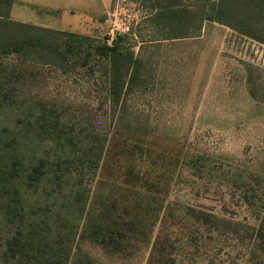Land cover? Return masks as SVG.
I'll return each instance as SVG.
<instances>
[{"label": "rangeland", "instance_id": "1", "mask_svg": "<svg viewBox=\"0 0 264 264\" xmlns=\"http://www.w3.org/2000/svg\"><path fill=\"white\" fill-rule=\"evenodd\" d=\"M145 13L112 0L107 24L80 32L110 42L133 28L149 41L134 48L147 81L120 108L109 107L96 68L64 71L0 53V144H12L23 173L40 158L47 170L32 186L23 177L0 181V264H16L3 252L18 229L24 238L55 219L73 230L79 211L65 204L77 195L94 217L111 205L121 221L129 220L123 210L155 221L150 243L131 233L124 251L68 243L81 264H264V42L210 20L189 37L158 41L141 23ZM141 125L150 130L128 129ZM11 155L0 150V161Z\"/></svg>", "mask_w": 264, "mask_h": 264}, {"label": "trees", "instance_id": "2", "mask_svg": "<svg viewBox=\"0 0 264 264\" xmlns=\"http://www.w3.org/2000/svg\"><path fill=\"white\" fill-rule=\"evenodd\" d=\"M132 1L141 5L146 12L141 23L152 28V32L157 34L158 41L189 37L190 34L200 29L204 21L210 20L264 42V0ZM11 4L12 0H0V53H12L19 62L51 65L64 71H72L74 68L93 72L96 68L95 71L101 75L105 86L109 107L113 109L124 105L128 94L146 83L147 63L139 56V51H135L134 48L138 41L141 43L140 46L147 45L149 41L143 40L140 33L134 31L133 28L128 33H118L108 42L88 34L53 30L14 21L9 15ZM136 36L139 40L135 38ZM133 38L136 40L129 42V39ZM128 129L141 130L142 133L150 130L142 125L140 127L128 126ZM9 146L12 147L9 141L0 144V150L12 152L8 162L0 161V181L2 183L23 177L26 185L32 186L42 180H47L44 158L30 164L29 170L23 173L21 171L22 158L14 153V149H8ZM63 163L66 170L71 162ZM78 164H82V160H79ZM56 165L60 174L54 175L50 181L56 186L52 188L58 191L63 174H61L59 163ZM143 196L146 199L153 198L152 195ZM68 201L65 206L76 205L81 218V222L74 225L73 230L63 229L66 225H61L60 220L36 222L28 229L24 238L20 235V229L17 230V233L7 241L3 257L6 260L15 261L16 264H81L80 252L71 253L67 249L68 243L73 242L74 244L75 240H87L100 245L102 249L117 247L118 250L124 251L128 249L129 238H133L129 234L133 233L137 236L138 243L145 245L150 243V232L155 221L153 224H148L140 221L141 217L135 220V214L130 217L131 214L127 210H123L126 211L123 218L129 220L121 221L122 217L115 216L117 212L114 213L111 205L105 210L102 209L98 217H94L90 209L88 211L85 209L84 198L77 195L75 198H69ZM62 206H64L63 203ZM48 207L49 205L45 210ZM135 207L141 209V214L144 215V206L135 203ZM160 208V206L151 208L150 212L155 215L156 220ZM109 209L111 213L108 212ZM148 225H151L149 231ZM261 230H264V215L260 223ZM63 240L67 242L64 248L57 247L56 244H63ZM26 245L31 246L34 253L28 251Z\"/></svg>", "mask_w": 264, "mask_h": 264}, {"label": "crops", "instance_id": "3", "mask_svg": "<svg viewBox=\"0 0 264 264\" xmlns=\"http://www.w3.org/2000/svg\"><path fill=\"white\" fill-rule=\"evenodd\" d=\"M112 0H12L10 18L53 30L92 32L107 24ZM101 29V28H100Z\"/></svg>", "mask_w": 264, "mask_h": 264}]
</instances>
